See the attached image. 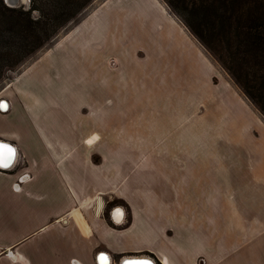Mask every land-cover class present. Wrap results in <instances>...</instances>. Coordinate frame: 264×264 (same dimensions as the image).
Here are the masks:
<instances>
[{"label":"crops","instance_id":"obj_1","mask_svg":"<svg viewBox=\"0 0 264 264\" xmlns=\"http://www.w3.org/2000/svg\"><path fill=\"white\" fill-rule=\"evenodd\" d=\"M49 56L8 85L9 109L0 101V140L19 159L0 167V264H100V252L109 264H264V120L227 78L215 83L164 1L107 0ZM198 58L203 85L186 79ZM90 103L107 127L85 126ZM242 117L263 128L253 146L233 142L250 128ZM112 194L128 205L120 223Z\"/></svg>","mask_w":264,"mask_h":264},{"label":"trees","instance_id":"obj_2","mask_svg":"<svg viewBox=\"0 0 264 264\" xmlns=\"http://www.w3.org/2000/svg\"><path fill=\"white\" fill-rule=\"evenodd\" d=\"M32 1V6L24 9L0 0V10L18 27L0 29L1 63L6 60L0 67V79L92 0ZM166 2L264 114V0Z\"/></svg>","mask_w":264,"mask_h":264},{"label":"rangeland","instance_id":"obj_3","mask_svg":"<svg viewBox=\"0 0 264 264\" xmlns=\"http://www.w3.org/2000/svg\"><path fill=\"white\" fill-rule=\"evenodd\" d=\"M161 1H164L166 6L169 8L170 12L173 13L170 6L166 2V0H161ZM105 2H107V0H92V1H90L76 15H74L64 26H62L60 28V30H58V32L54 36H52V38H50L46 42H44L42 44V46H40V45L37 46L36 49L33 52H31L30 54H28L14 69L6 70L3 77L0 79V98H7L8 94L10 92V90L7 89L8 85H10L16 79V77L19 76L20 73H22L24 70L30 68L33 65L43 64V63L47 62L51 58L49 55L53 51V47L62 38H64L65 35H67L70 31L75 29L81 23H83V21L85 19H87L97 8H99ZM32 3H33L32 0H21L19 3H17V5H13L11 7L22 6L24 9H29L32 6ZM146 10H147V12H149L150 7H147ZM4 15H5V13H3V11L0 10V16L2 17L1 18L2 22L0 23L1 24L0 29L8 31L10 29L14 30L16 28V30H17L18 27L14 26V24L12 22L13 19L11 17H8V16L5 17ZM143 18L144 17L141 14L140 15L138 14V16H136V15H134V16L130 15L129 16L130 23H132L136 28H139L141 23L144 22ZM178 18L181 20V18L179 16H178ZM146 19L147 18H145V20ZM183 24L185 25L184 22H183ZM186 28L190 31V29L187 26H186ZM190 33L196 38V40L198 41V43L200 44V46L202 47V49L206 53V55L210 58V60L216 65L218 72H217L216 77L214 78L215 83H217L219 80H221L223 78H225V79L227 78L249 100V98L245 95L243 90L234 82L232 77L222 67V65L218 62V60L215 58V56L200 42V40L191 31H190ZM146 43H147V41H146ZM2 51H4V49H2ZM65 52L66 51L58 50L54 57L56 58V60L58 58H61V57L63 58V57H65L64 56ZM90 56H91V54H90ZM137 56L140 58H141V56H144L143 51L141 50ZM87 58H88L87 59L88 62H91L93 59L89 56ZM1 61L2 60L0 58V67L5 66L6 60L3 63L4 65L1 63ZM199 61H200L199 58L195 62L192 61V65L195 66L194 71H192L191 75L188 76L186 79H187V81H191V80L198 78L196 85H203V84L207 83V74H203V71L201 69V63ZM108 63L110 64L111 67H113V69L119 68V66H120V61L118 60L117 57L110 58ZM72 74L74 75V73H72ZM86 89L91 91V89L88 87V85H87ZM89 95H90V93H86V92L84 93V98H86L85 99L86 101L84 100V102H87L89 100ZM218 95L222 96V95H224V93L223 92L217 93V96ZM134 103L135 104H133V111L135 113V112L140 111V109L142 108V105L139 102L138 103L134 102ZM250 103L256 108V110L260 113V115L262 116V118L264 120V114L252 102H250ZM235 105H237V103H235V102L234 103L231 102V103L225 105L226 110H228L230 112H236V106ZM80 106L82 107L81 110H82V113L84 114L86 127H93L94 125L96 127H98L99 124H103V126L107 127V121H104V120L100 121V118H99L100 108L98 105H96L95 114H94V109H93V106H94L93 103H90V105L84 104V105H80ZM242 120H243L244 126L250 125V128L253 127V129L249 128L246 135L241 134L242 133V130H241L239 135L236 136L237 139H235V135H234L233 142L238 143V141H240V143L242 145L253 146L250 143L251 135L252 134L256 135V133H263V128H262V126H257L256 121L252 118H250V120L249 119L247 120L246 117H242ZM98 139H99V136L97 134H94V135L90 136L86 142L89 145H92V144H95L98 141ZM93 160L95 162L101 161L100 156H98L96 154L93 155ZM245 161L248 162L247 157L245 158ZM123 187H124V185H123ZM124 191H125V187H124ZM106 198H107L108 212H109V214H111V212L113 213V216H111V217L113 218L114 213H115V219L121 220V218L123 216L122 210L124 212H127L128 205L125 203V201L123 199L118 198L115 194L108 195ZM119 211H121V214L118 216Z\"/></svg>","mask_w":264,"mask_h":264},{"label":"water","instance_id":"obj_4","mask_svg":"<svg viewBox=\"0 0 264 264\" xmlns=\"http://www.w3.org/2000/svg\"><path fill=\"white\" fill-rule=\"evenodd\" d=\"M6 3L10 6H13V5H17V3H19L21 0H5ZM6 101L5 99H2L1 100V103ZM0 145L2 146H6V147H15L12 143H9L7 141H4V140H0ZM5 147V148H6ZM15 156V152L13 154ZM1 162V161H0ZM4 162V161H2ZM14 164V161L12 160H9L7 163H0V167H4V168H9L11 167L12 165ZM119 209V208H118ZM115 219V218H114ZM116 223H120V221H116V219L114 220ZM106 257V256H109L108 253L106 252H100L99 254V259L101 257ZM100 264H102V262L100 261ZM121 264H157L156 261L151 258V257H148V256H135V257H127L125 259L122 260Z\"/></svg>","mask_w":264,"mask_h":264},{"label":"bare ground","instance_id":"obj_5","mask_svg":"<svg viewBox=\"0 0 264 264\" xmlns=\"http://www.w3.org/2000/svg\"><path fill=\"white\" fill-rule=\"evenodd\" d=\"M1 100L2 99L0 98V101ZM9 107H10V104H9L8 101H4V102L1 103V109L7 110V109H9ZM5 147L6 146L0 145V161H1L0 163H2V164L3 163H7L9 160L14 161V163H15L16 160L18 159V151H17V149L15 147H12V148L11 147H9V148L6 147L5 148ZM8 150H11V151L9 152ZM14 152H15V156L13 155ZM2 161H4V162H2ZM120 214H121V211H119L118 216ZM105 258H106L105 264H109V256H106Z\"/></svg>","mask_w":264,"mask_h":264},{"label":"snow or ice","instance_id":"obj_6","mask_svg":"<svg viewBox=\"0 0 264 264\" xmlns=\"http://www.w3.org/2000/svg\"><path fill=\"white\" fill-rule=\"evenodd\" d=\"M8 151L10 152L11 150H8ZM100 259H101L102 264H105L106 258L102 256Z\"/></svg>","mask_w":264,"mask_h":264},{"label":"flooded vegetation","instance_id":"obj_7","mask_svg":"<svg viewBox=\"0 0 264 264\" xmlns=\"http://www.w3.org/2000/svg\"><path fill=\"white\" fill-rule=\"evenodd\" d=\"M17 161V160H16ZM114 218H115V213H114Z\"/></svg>","mask_w":264,"mask_h":264}]
</instances>
